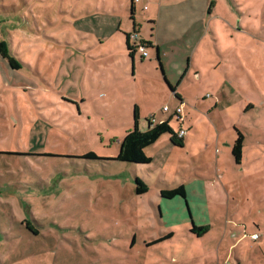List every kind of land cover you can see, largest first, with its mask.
Segmentation results:
<instances>
[{"label":"rangeland","instance_id":"rangeland-1","mask_svg":"<svg viewBox=\"0 0 264 264\" xmlns=\"http://www.w3.org/2000/svg\"><path fill=\"white\" fill-rule=\"evenodd\" d=\"M153 2L135 4L133 22L130 0H0V41L18 66L0 58V264H264V0H156L170 13L159 43ZM210 2L219 19L198 20ZM132 23L160 63L155 46L134 66L117 49ZM165 79L190 114L189 147L162 136L149 164L75 158L115 156L134 106L142 123L172 105ZM189 175L186 199H162L161 222L144 213ZM135 177L147 194H135ZM188 207L206 236L174 228L151 246Z\"/></svg>","mask_w":264,"mask_h":264},{"label":"crops","instance_id":"crops-1","mask_svg":"<svg viewBox=\"0 0 264 264\" xmlns=\"http://www.w3.org/2000/svg\"><path fill=\"white\" fill-rule=\"evenodd\" d=\"M127 3V2H126ZM143 5H145L146 7H147V5L145 4V3H142ZM156 5V0H154V2H153V4L152 5ZM215 6H216V4L213 2H210V3H206V4H204L203 6H201V7H198L197 9H198V11H197V13L199 14L198 16H197V19L198 20H201V19H206V20H218L219 19V17L218 16H216V15H214V8H215ZM162 6H159V7H157V5H156V9H154L151 13H149L148 15H149V18H148V24L150 25V28H151V30L152 31H156V42H160V38H162V40H165V39H167V37H168V35H169V33L168 34H161L160 35V33H159V31H160V25H164L163 26V28H165V27H167L168 29H169V24H164L163 22H161L160 21V19H161V16H162ZM195 8V7H194ZM130 9H131V3H130V5L128 4V17H129V20H131V21H133V22H135L134 20H135V18H134V13H133V20L131 19V11H130ZM147 9L148 8H146V10H143L144 12L145 11H147ZM196 9V8H195ZM163 11H165L168 15L170 14L169 13V10H168V8H166L165 7V9L163 8ZM134 12H135V7H134ZM161 26V27H162ZM132 32H135L134 31V23H132ZM118 31H119V29H118ZM136 33V32H135ZM213 33V32H212ZM120 35H118V40H117V42H116V44H117V49L122 53V54H124L125 56H127V57H129V54H128V50L126 49V47H127V45H126V34H130V33H128V32H125V33H119ZM214 34V33H213ZM146 45H147V47L148 46H155L156 47V56H155V59L156 60H158L159 61V63H160V58H159V45L158 44H156L155 45V43H153L151 40H146V41H143ZM130 58V57H129ZM131 59V58H130ZM131 64H132V66H134V58H133V60H131ZM185 75H183V77L185 78V76H187V75H189L190 74V63L188 64V68L186 69V71H185V73H184ZM196 76H198V72H196ZM135 76V75H134ZM183 80V79H182ZM182 80H180V83L182 82ZM165 81H166V83H167V86L169 87V83L167 82V80L165 79ZM179 83V84H180ZM219 83L221 84V82L219 81ZM171 92V91H170ZM172 93V95H173V98H171V100H170V102L172 101L173 103H172V105L171 106H168V107H173V106H175V105H181L182 106V113H181V118H182V122H177L174 118H171V119H168L167 120V116L165 115V114H163L161 111H160V116L157 118V120H165V121H168L169 122V126H170V122L171 121H174V122H176L177 124H178V128H184V126L186 125L187 126V128L185 129L186 130V135H185V137H183V143H182V146L181 147H177V146H174V145H172L171 143H170V141H169V135H163V136H166L167 138H168V142L171 144V146H173V148H178V149H181V148H184V147H186V146H188L189 147V145H190V140L187 138V136H188V132H187V130H190V114L189 113H187L186 115L184 114V112H183V110H184V99L182 98V96L179 94V92L177 91V89H175L173 92H171ZM175 94H177V97L175 96ZM172 97V96H171ZM214 106H216V104L214 105ZM163 108V107H162ZM214 107H209V109L207 110V112H210V111H212V109H213ZM153 117V116H152ZM151 117H149V119H150ZM155 118V117H154ZM148 119V120H149ZM140 120V119H139ZM139 120H138V129H139V131H141V132H144L145 130H147L148 128H150L149 126H148V120H146V119H143V122L141 123V122H139ZM174 131V130H173ZM126 132H128V131H126ZM175 132V131H174ZM177 132V131H176ZM124 135H125V133H124ZM123 135V136H124ZM162 137V136H161ZM160 137V138H161ZM160 138L158 139V140H160ZM157 140V141H158ZM157 141L153 144V145H155L156 143H157ZM119 142L120 141H116V144L117 145H119ZM153 145H151V146H153ZM149 148V147H148ZM146 152H147V148L144 150V153L146 154ZM17 154H19V153H17ZM17 154H12V155H16V156H20V155H17ZM21 154H23V153H21ZM25 155V154H24ZM31 156H33V155H31ZM46 156H48V155H46ZM20 157H23V156H20ZM112 157H114V156H112ZM150 159H151V161H150V163L153 161V158L152 157H150V156H148ZM149 164V163H148ZM179 166V165H178ZM177 168H180V166L179 167H176V169ZM187 169V172L189 173L190 172V168L189 167H187L186 168ZM165 171V170H169V168L167 167V166H164L163 164H161V173H162V171ZM178 173V172H177ZM136 178V177H135ZM182 179L183 180H180V179H177L176 178V181H174L175 183H174V185L173 186H171V187H169V188H165V189H159V192H158V197H157V200L154 202V203H151L150 204V206H149V208H147V206L144 208V213L146 214V215H148V217L149 216H151V219H155L156 221L157 220H159L158 222H161V220H162V218H163V214H162V211H161V209H160V204H161V201H162V199H165V198H162L161 197V195H160V192H161V190H168V189H173V188H176V187H179V186H183V188H184V192H185V197L183 198V199H186V197H187V195L186 194H188V192H187V190H186V185H187V183H186V180H188V181H190V175L187 177V178H184V177H182ZM202 180V179H201ZM204 182L201 184V188L202 189H205V185L204 184H206V182H205V180H203ZM147 192H148V188H147V191L144 193V194H142V195H145V194H147ZM137 196H141V195H137ZM179 197V196H178ZM206 197V196H205ZM182 198V197H181ZM171 199H173V198H171ZM207 197H206V203H208L207 202ZM207 205V204H206ZM157 208H158V211H157ZM153 209H154V211H155V214L154 215H152V212H153ZM208 209V208H207ZM188 211H189V207H188ZM158 214V217H157V214ZM174 216H177L178 217V221L177 222H171L170 220L168 221L167 220V223L165 224V223H162L163 225H164V228H163V230H166V233H164L163 235H161L160 237H156V238H154V239H152L151 240V242L150 243H152L153 241H155V240H158V239H160V238H165V237H167L165 240H170V239H172L174 236H175V229L176 228H185L189 233H191L192 235H194V233L193 232H191V228H192V226H196V227H204V226H207L208 228H210V225L209 224H204V225H196L195 224V222H194V220H193V218H192V216H191V214H190V211H189V216H188V219H186V217H183V218H180V211H179V208H177L176 210H175V213H174ZM175 228V229H174ZM207 234V233H206ZM254 235V234H253ZM168 236H171V237H168ZM195 236V235H194ZM202 236H206V235H202ZM201 236V237H202ZM196 238H201V237H197V236H195ZM165 240H163V241H165ZM192 240H194V239H192ZM162 242V241H161ZM156 243H154V244H150L151 246H153V245H155Z\"/></svg>","mask_w":264,"mask_h":264},{"label":"trees","instance_id":"trees-1","mask_svg":"<svg viewBox=\"0 0 264 264\" xmlns=\"http://www.w3.org/2000/svg\"><path fill=\"white\" fill-rule=\"evenodd\" d=\"M131 1V0H130ZM131 19L133 20V13H134V5L131 3ZM129 34H126V49L128 50L129 57L133 60L136 50L134 47H131L128 42ZM0 58L6 60L8 66L12 69H17L18 66L15 60L10 56L9 52L7 51L4 44L0 41ZM169 89L173 92L175 89L169 85ZM177 97V94H175ZM138 109L137 106H134V122H133V129L126 132L125 135L119 142L117 154L114 157H98L93 152L85 153L82 156L75 157L77 159H90V160H100V161H118L122 163H130L135 165H143L150 163L151 159L146 156L144 150L151 145H153L161 136L169 135V141L172 145L181 147L183 143V138L179 139L176 136V132L169 126V122L165 121L160 124H156L151 128H148L144 132L139 131L138 129ZM237 137L234 140V143L231 147V156L234 160L236 165L241 163L242 159V143H243V135L236 131ZM20 156H24V154H17ZM134 192L136 195H142L147 191V187L142 184V182L136 177L134 181ZM160 195L162 198L171 199L176 196L185 197V192L183 186H179L173 189L168 190H161ZM209 231L207 226L204 227H196L192 226L191 232L194 233L195 236L201 237L205 235ZM171 237V236H168ZM165 238H160L158 240L153 241L151 244L159 243Z\"/></svg>","mask_w":264,"mask_h":264},{"label":"built area","instance_id":"built-area-1","mask_svg":"<svg viewBox=\"0 0 264 264\" xmlns=\"http://www.w3.org/2000/svg\"><path fill=\"white\" fill-rule=\"evenodd\" d=\"M140 0H131L132 5L135 6V4L139 3ZM146 6L142 5V9L146 10ZM128 42L130 44L131 47H134L136 52L140 53V59H147L149 54L147 51V45L139 40V37L137 36V34L135 32H132L129 34L128 36ZM161 112L163 114H165L167 116V120L174 118L177 122H182V118H181V113H182V106L181 105H175L173 107H168V106H164L161 109ZM166 120V119H165ZM165 120H157L154 117H151L148 120V126L151 128L156 124H160L165 122ZM186 135V130L184 128H178L177 132H176V136L179 139H182L183 137H185ZM258 238L257 234L252 235V240H256Z\"/></svg>","mask_w":264,"mask_h":264}]
</instances>
